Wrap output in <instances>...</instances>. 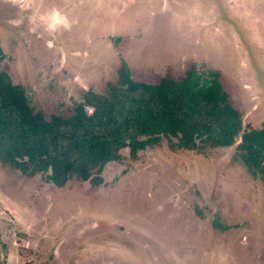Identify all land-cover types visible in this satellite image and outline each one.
Returning <instances> with one entry per match:
<instances>
[{
	"label": "rangeland",
	"instance_id": "obj_1",
	"mask_svg": "<svg viewBox=\"0 0 264 264\" xmlns=\"http://www.w3.org/2000/svg\"><path fill=\"white\" fill-rule=\"evenodd\" d=\"M125 63L148 83L218 71L243 128L264 126V0H0V70L48 119ZM240 142L124 149L99 186L0 165V264H264V184Z\"/></svg>",
	"mask_w": 264,
	"mask_h": 264
},
{
	"label": "trees",
	"instance_id": "obj_2",
	"mask_svg": "<svg viewBox=\"0 0 264 264\" xmlns=\"http://www.w3.org/2000/svg\"><path fill=\"white\" fill-rule=\"evenodd\" d=\"M163 137L201 153L232 147L240 137L236 149L264 184V126L243 128L218 71L192 67L181 79L167 75L148 83L133 79L125 63L104 93L84 91L70 115L48 119L0 70V165L6 170L29 179L46 174L58 188L72 180L99 186L105 167L123 160L122 150L136 159Z\"/></svg>",
	"mask_w": 264,
	"mask_h": 264
},
{
	"label": "crops",
	"instance_id": "obj_3",
	"mask_svg": "<svg viewBox=\"0 0 264 264\" xmlns=\"http://www.w3.org/2000/svg\"><path fill=\"white\" fill-rule=\"evenodd\" d=\"M246 86H247V84H246ZM247 87H249V85Z\"/></svg>",
	"mask_w": 264,
	"mask_h": 264
}]
</instances>
